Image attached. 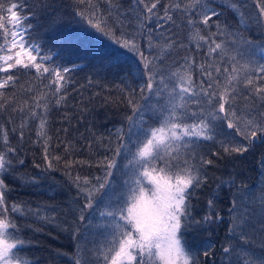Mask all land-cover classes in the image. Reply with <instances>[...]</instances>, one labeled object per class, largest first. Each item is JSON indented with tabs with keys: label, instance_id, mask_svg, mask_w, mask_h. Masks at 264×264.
Listing matches in <instances>:
<instances>
[{
	"label": "snow or ice",
	"instance_id": "snow-or-ice-1",
	"mask_svg": "<svg viewBox=\"0 0 264 264\" xmlns=\"http://www.w3.org/2000/svg\"><path fill=\"white\" fill-rule=\"evenodd\" d=\"M65 17L92 49L58 31ZM41 20L67 63L45 50ZM84 66L118 80L105 103L126 111L107 133L83 103L102 78L77 89L70 75ZM29 143L33 166H62L75 189L59 211L9 203L5 177L39 182L19 172ZM20 217L68 234L73 264H264V0H0V264H40Z\"/></svg>",
	"mask_w": 264,
	"mask_h": 264
},
{
	"label": "trees",
	"instance_id": "trees-1",
	"mask_svg": "<svg viewBox=\"0 0 264 264\" xmlns=\"http://www.w3.org/2000/svg\"><path fill=\"white\" fill-rule=\"evenodd\" d=\"M65 2H67V0H65ZM229 16L231 17L230 13ZM30 22L35 23V21ZM40 25L41 26L37 28L36 31L44 34V39L47 41L45 44V50L51 49V54L57 63H67L69 59L67 54L57 50L54 41L51 39L50 33H44L46 22L41 20ZM58 31L61 34L72 35L74 38L78 37L82 47L92 49L95 46V40H89L88 33L82 32L81 26L72 23L67 17H65V22L63 25H61ZM105 42L108 43L107 41ZM76 51H78V49L74 50V54L72 55L71 59L75 60L76 63L82 66L88 64V61L86 60L77 59L75 55ZM68 66L71 67L70 64ZM70 75L72 76L74 85L77 89H79L80 85L86 84L89 77L94 79L102 78V84L105 85V87H91L85 88L83 90V103L87 104L88 108L92 112V115L89 116L88 119L93 121L95 130L97 132L107 133L109 129H113L115 126H118L121 122L123 111H126V109H123L122 106H114L112 103H105V97L109 95V87L113 89L111 91V96L113 98L118 95V90L115 89V84L118 83V80H115L111 73H105L103 71L100 72L99 77H96L91 66H84L82 70L76 69ZM69 91H71V88ZM96 92H100V96L93 99L91 103H89V97H91L92 94ZM80 99V93L73 92L72 99L69 101V103H74ZM55 121L56 113H53L52 132H55L56 127L59 126ZM83 130L84 128L81 127L80 131ZM25 147L27 149L25 153L26 162L25 165L19 169V172L27 173L30 177H37L39 182L35 185L24 186L19 181H13L11 177H5L6 183H8L13 188V191L9 194V203L12 201H23L32 208H36L38 206L43 207L44 205H52L57 208V211H59L68 203L71 196L75 195V189L72 187L68 177L64 174L62 166L61 170L54 172L44 171L42 168H35L33 166L34 159L36 162H42L40 155L41 150L38 147L32 146L30 143L26 144ZM212 147L213 146L211 144H208L206 145V150H211ZM260 150L261 149H258V152ZM96 151L97 155L91 157L93 162L103 155V149H97ZM258 152L257 154L248 155L244 162V167L247 170L248 180L253 184L255 183L257 176L256 159ZM77 158L86 159L88 158V153H77ZM220 164L223 168L224 161H221ZM77 171L83 175L94 174L97 170L95 168L89 170L86 166L83 168L76 166L73 168L72 174L75 175ZM216 174L219 175L220 172L217 171ZM17 222L23 227L25 231V238L34 237L35 241L39 242L38 247L33 248L31 253L33 256L39 258L40 264H73V261L70 259V257L75 251V246L68 234L58 230L52 225L36 222L31 217L27 219L20 217L18 218ZM28 225H31L32 228L42 227L43 232L34 233L33 231L29 230ZM200 239H202V237H196L194 239L192 236H189V242L193 245L197 244ZM57 253H61V255L58 256Z\"/></svg>",
	"mask_w": 264,
	"mask_h": 264
}]
</instances>
